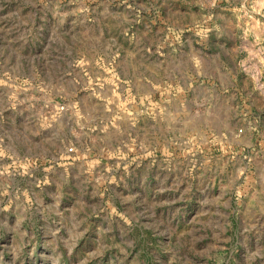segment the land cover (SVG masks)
<instances>
[{
  "label": "rangeland",
  "instance_id": "374dc122",
  "mask_svg": "<svg viewBox=\"0 0 264 264\" xmlns=\"http://www.w3.org/2000/svg\"><path fill=\"white\" fill-rule=\"evenodd\" d=\"M236 27L264 0H0V264H264L262 93L230 141L163 96L241 64Z\"/></svg>",
  "mask_w": 264,
  "mask_h": 264
},
{
  "label": "crops",
  "instance_id": "0c3cea01",
  "mask_svg": "<svg viewBox=\"0 0 264 264\" xmlns=\"http://www.w3.org/2000/svg\"><path fill=\"white\" fill-rule=\"evenodd\" d=\"M229 13L232 18H235L234 21L239 27L242 23V12L234 10ZM244 30L246 31L245 28ZM254 35L256 39L253 41L241 40L239 30L236 27L232 33V41L229 42L223 31L211 32L209 35L211 40L216 41L221 47L235 49L238 55H247V57L245 56L246 59L241 64L236 63L232 68L222 62L218 71L216 70L217 72L207 73L205 77H169L167 93L163 95L168 99L165 112L171 113L173 116L184 114L182 117L184 121L191 120V113L200 114L206 117L207 121L214 118L213 122L217 123L214 126L212 123L199 126L191 123L188 127L190 129L194 127L198 130L218 129L227 131L228 141H230L233 131L240 125L246 132L251 131L259 122L254 111L257 108V92L262 93L259 100L264 99V63L259 60V51L263 52L264 50V31L256 30ZM259 35H262V40L257 39ZM197 59L200 65L203 58L197 57ZM147 79L151 81L152 91L155 93L158 79L156 77H147ZM144 80V77L138 78L137 84L139 86H136V95L142 93ZM149 114H151L152 130L155 131L156 138H159L156 145L159 146L161 111L153 103ZM142 119L144 121V117ZM223 134L222 132L218 137H223ZM244 139H246L244 142L246 146L250 144L249 141L253 142L250 133H247Z\"/></svg>",
  "mask_w": 264,
  "mask_h": 264
}]
</instances>
